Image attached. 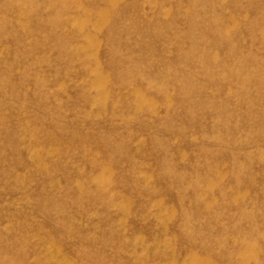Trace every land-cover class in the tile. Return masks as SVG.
I'll return each instance as SVG.
<instances>
[{
    "label": "rangeland",
    "instance_id": "374dc122",
    "mask_svg": "<svg viewBox=\"0 0 264 264\" xmlns=\"http://www.w3.org/2000/svg\"><path fill=\"white\" fill-rule=\"evenodd\" d=\"M0 264H264V0H0Z\"/></svg>",
    "mask_w": 264,
    "mask_h": 264
}]
</instances>
